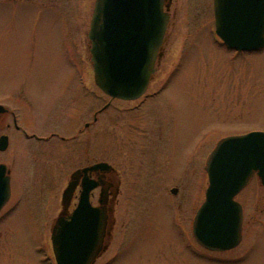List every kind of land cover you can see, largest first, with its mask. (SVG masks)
Listing matches in <instances>:
<instances>
[{
	"label": "rangeland",
	"instance_id": "374dc122",
	"mask_svg": "<svg viewBox=\"0 0 264 264\" xmlns=\"http://www.w3.org/2000/svg\"><path fill=\"white\" fill-rule=\"evenodd\" d=\"M95 1L0 0V97L6 107L19 108L11 95L27 94L37 130L41 123L55 130L67 123L73 133L79 117V167L106 161L119 171L117 226L103 261L114 255L111 264H264V187L256 175L236 197L244 213L236 248L201 247L191 219L205 201L206 164L218 142L264 131V49L238 55L222 45L212 0H174L166 55L148 89L164 88L163 95L143 106L148 114L158 108L154 118L129 121L130 104L117 100L95 123L93 111L109 101L95 83L88 38ZM87 121L91 126L84 128ZM167 123L174 126L171 151L164 137L153 152L160 157L169 150L170 157L156 162L147 149L149 130L157 125L161 132L162 124L166 131ZM11 130L0 163L12 170V202L21 201L11 223L0 224V264H53L34 217L58 214L66 179L78 165L77 147L26 141ZM172 203L182 206L174 209L182 230L171 217Z\"/></svg>",
	"mask_w": 264,
	"mask_h": 264
},
{
	"label": "water",
	"instance_id": "95a60500",
	"mask_svg": "<svg viewBox=\"0 0 264 264\" xmlns=\"http://www.w3.org/2000/svg\"><path fill=\"white\" fill-rule=\"evenodd\" d=\"M165 6L166 0L95 1L88 38L95 82L105 94L122 100L145 94L163 55L160 49L169 23ZM215 20L217 34L228 48L242 52L264 48V0H215ZM8 146V137L2 136L0 151ZM110 167L102 162L74 173L64 200L71 198L82 173ZM207 173L209 186L194 220V236L206 249L229 251L242 241L244 213L236 196L255 174L264 187V131L220 141ZM9 174L7 165L1 164L0 210L11 195ZM98 186L99 182L84 180L71 222L53 236L57 264H93L102 253L101 225L107 217L90 202V193Z\"/></svg>",
	"mask_w": 264,
	"mask_h": 264
},
{
	"label": "flooded vegetation",
	"instance_id": "af4514ba",
	"mask_svg": "<svg viewBox=\"0 0 264 264\" xmlns=\"http://www.w3.org/2000/svg\"><path fill=\"white\" fill-rule=\"evenodd\" d=\"M213 1V9L215 6V0ZM167 4H169V6L167 7V12L169 13V24L167 27V31H166V35H165V39L162 45V48L160 49V52H162V57L160 59H158L157 62V71H158V67L161 64V61L163 59V57L166 55L165 54V50H166V45H167V35H168V29L170 26V23L172 21L173 18V13H172V6L174 3V0H166ZM215 16V13H214ZM236 54H240V53H236ZM77 60V59H76ZM78 61V60H77ZM76 68L79 69V62H76ZM156 71V72H157ZM156 74V73H155ZM154 76V75H153ZM153 76L152 79L150 81V83L153 80ZM76 80H77V84L79 85V72L76 74ZM150 85V84H149ZM149 87L147 88L146 93L140 97L139 99L135 100V101H125L128 104H130V106H128V108H126V110L129 112L130 117H129V121H133L134 123L138 122L139 120H144V123L147 124L148 121V117H150L151 119L154 118V114L157 111L152 112L151 114L149 113H143V111H147L144 110L143 106H145L146 104H148V101H153V100H157L158 98H160L163 95V91L164 88H159L157 90H155L154 92H148ZM77 93H79V88ZM12 100H13V104L16 106H19V108L17 107H6L5 104L3 103V101L1 100L0 97V138L2 136H7L8 140H9V146H10V137H11V127H13V129L16 131V133H18L20 135V137H22L24 140H35V141H42V142H50L52 139H56L59 146H61L62 144L66 145L69 144L70 146L74 147L76 146V150H75V154H76V159H75V163L77 162L78 165L70 172L69 174V178L66 179V183L64 188L62 189V192L60 194V202H61V209L59 210L58 214L56 216H53L50 219H46V215L44 216H35L34 218L37 219L35 220L36 224L40 227L39 232H41V235L43 237H41V240H45V244L47 251H50L52 253V255L54 256V260H55V264L56 263V259H55V255H54V246H53V241L52 238L53 236L57 235L58 233H60L62 231V228L64 226H67L69 224V222H71V214L74 212V210L78 207L79 205V199H80V195L83 189V182L85 179L87 180H93L96 182H99V186L95 189H93L90 193V202L91 205L95 208H100L101 212H105V216L107 217L106 221L103 220L102 218V228L104 230V238H103V251L102 253L99 255V257L95 260V262L93 264H111V262L114 259V255H112L110 258H108L106 261H103V258L105 256V254L109 251V249H111L113 240H114V231L115 228L117 226V220L115 217V208L117 205V200H118V196L120 194V187H121V180H120V176H119V171L111 164L108 163L106 161H95V162H88L83 164L82 166L79 167V137L81 134H79V117L76 119V123H74L72 125V127L70 128L71 131L73 133H68L67 128L65 127L67 125L66 121H65V126L64 129L60 128L61 126H59L58 128L55 129H46V123H41L39 124L43 125V130H40L38 128V130L34 127V125L36 124L35 122V115H34V103L30 100V97L25 94V93H15L12 94ZM109 101L107 103H105L101 108H98L97 110L93 111L92 114V122H97L99 119V116L105 111L107 110V108H110L113 104V102L117 101L118 99H114L109 97ZM118 101H123V100H118ZM21 106V107H20ZM147 109V108H146ZM167 112V110H166ZM157 113V112H156ZM142 114H144L145 116H142ZM149 115V116H148ZM6 119L7 123L6 125L4 124V120ZM91 121H87L84 123V128H89L91 126ZM153 123V122H151ZM155 123V121H154ZM61 125V124H59ZM159 125V124H158ZM6 126V129H5ZM155 126L157 125H153L154 128L149 130V134H150V142L147 144V149L149 150V154L150 152L154 154V150L159 151V149L161 147H163V142H164V137H168L169 141L167 142L168 145V149L170 150V146L173 143V137H174V126L169 125L167 123V129L165 131L164 129V125H159L161 132L155 129ZM172 126V127H171ZM5 129V131H4ZM47 131V133L45 135H43L45 132ZM83 129L81 130L82 133ZM156 133V137L157 139H155L153 137V135H155ZM170 133V134H169ZM169 134V136H168ZM242 135V134H240ZM154 139L156 140V143L154 142ZM157 143L161 144V147L159 148L157 146ZM8 146V148H9ZM166 147V144H165ZM8 148L6 149V151L8 150ZM169 150L168 155L165 153L163 154V156L157 157L155 155L156 162H163V159L168 160L167 157L169 156ZM194 150V149H193ZM165 151V150H164ZM171 151V150H170ZM0 152H5V151H0ZM161 155V154H159ZM192 155H194V152H192ZM151 156V155H150ZM191 157H188L187 161L189 164V161L191 160ZM101 162H106L108 163L111 167L107 168V169H98L96 171H87V173H82V176L79 179V176L76 180V187L72 193V196L69 200H64V193L65 190L68 188L69 183L72 180V175L74 173H76L79 170H83L89 167H92L95 164L101 163ZM4 164L3 162L0 163ZM8 167V166H7ZM8 169L10 170V182L12 184V170L8 167ZM174 190H177V193H174ZM171 194L173 195H177L179 193V188L174 187L170 189ZM12 197H13V189H12V185H11V195L9 200L3 205V207L0 210V224H5L4 222H10L11 223V219L14 217V215H16L15 210L17 209V207H19L20 205V199L16 198L13 202H12ZM57 197V196H56ZM56 199V198H55ZM58 199V197H57ZM12 202L11 205H9ZM9 205V206H8ZM179 207L181 208L182 206L180 204H178V206L176 204L172 203V207H171V217L173 214V217H175L176 220V225L178 227H180L179 229H181V227L183 228V225L181 224L180 220H179V216L176 214L174 216V209L177 210L176 208L179 209ZM5 215V217H3ZM195 215L196 212L194 210V212L192 213L191 219H192V233H193V223H194V219H195ZM103 217V216H102ZM172 217V218H173ZM104 222V223H103ZM5 226V225H4ZM8 229V228H6ZM182 230V229H181ZM180 230V231H181ZM1 231V229H0ZM184 232V230H183ZM47 243H49V247L47 245ZM103 261V262H102Z\"/></svg>",
	"mask_w": 264,
	"mask_h": 264
}]
</instances>
